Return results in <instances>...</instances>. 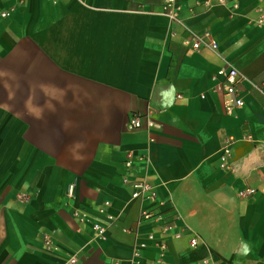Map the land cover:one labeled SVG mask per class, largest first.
<instances>
[{"label":"crops","instance_id":"0c3cea01","mask_svg":"<svg viewBox=\"0 0 264 264\" xmlns=\"http://www.w3.org/2000/svg\"><path fill=\"white\" fill-rule=\"evenodd\" d=\"M175 1L264 81V0ZM162 5L0 0V264H264V96L243 82L244 105L226 115L221 59L184 44ZM134 114L153 127L128 131ZM137 179L173 207V231L135 233L140 209L158 210L130 199L124 181Z\"/></svg>","mask_w":264,"mask_h":264},{"label":"built area","instance_id":"2783aa9c","mask_svg":"<svg viewBox=\"0 0 264 264\" xmlns=\"http://www.w3.org/2000/svg\"><path fill=\"white\" fill-rule=\"evenodd\" d=\"M210 2H206L209 4ZM217 5H225L226 0H216ZM236 9L237 6L234 5ZM8 13H1L0 17H7ZM161 15L164 16L170 23L171 26L179 27L186 33L187 39L184 44L189 46L192 50H207L211 53L217 55L223 65L219 68L216 73L213 75L212 79L215 82L214 91L220 95L222 101V108L226 115H233L235 111L241 108L244 105L243 100V90L242 84L246 82L250 87L255 90L261 96H264V81L262 83L256 84L253 81L247 80L242 76L238 71H236L230 63L220 55L218 50V44L213 38L212 34L208 31L198 33L188 27L180 17V8L177 5L175 0H163V5L161 9ZM154 123L148 116H140L138 114L132 115L127 122L126 129L128 131L138 130L143 127L152 128ZM229 155V150L224 148L223 155L221 160L226 162V158ZM130 158V156H129ZM126 167H130L131 163L129 160L125 162ZM224 166V164H223ZM127 183L131 189L130 199L132 201H147L151 205H156V193L154 188L148 183L146 179H137L134 181H124ZM74 193V185H71L67 188V195L71 197ZM249 194L253 193V190L248 191ZM170 203L160 202L157 204V209L141 208L139 211L138 221L136 224L135 233L137 234L139 228L143 223L150 222L157 228L161 234L165 235L166 233L173 231L175 229V222L178 219L176 215L170 220L167 221L165 213L167 211L173 210V207L170 205L169 209L166 208L161 210L162 207ZM105 206H108V203H105ZM168 209V210H167ZM93 229L95 231L101 232L103 229L98 225L94 224ZM175 238L179 236V233L176 232L173 235ZM146 239L149 242H155V235L149 232L146 235ZM198 245V239L195 236H192L189 240V246L195 248ZM138 246L144 247V244H138ZM161 251L166 250V245L164 243L158 244ZM138 253V250H136ZM133 264H141L139 260H134ZM203 264H206V261H203Z\"/></svg>","mask_w":264,"mask_h":264}]
</instances>
